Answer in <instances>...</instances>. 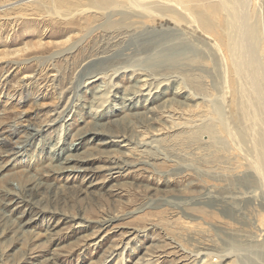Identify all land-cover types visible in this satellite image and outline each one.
Listing matches in <instances>:
<instances>
[{
  "label": "rangeland",
  "instance_id": "374dc122",
  "mask_svg": "<svg viewBox=\"0 0 264 264\" xmlns=\"http://www.w3.org/2000/svg\"><path fill=\"white\" fill-rule=\"evenodd\" d=\"M27 1L12 10L11 0H0V264H121L111 253L127 242L123 264H188L184 250L218 252L231 241L242 247L222 264H264L249 257L251 249L264 255V245L248 246L264 241V188L235 182L256 159L255 141L228 133L224 151L234 160L219 162L182 127L205 112L201 93L189 97L169 79L146 96V77L132 67L113 75L111 100L93 112L103 79L82 74L93 66L88 56L96 55L100 21L82 12L67 20L36 12V1ZM245 8L248 17L238 16L231 42L207 34L216 47L203 45L208 71L188 72L185 80L228 105L237 99L232 83L244 86L264 119V0H246ZM146 39L116 47L113 62L135 64ZM215 61L226 90L220 95L212 86L219 80ZM67 99L73 105L58 115ZM123 128L135 141L156 136V156L125 146ZM220 164L236 168L225 172Z\"/></svg>",
  "mask_w": 264,
  "mask_h": 264
},
{
  "label": "bare ground",
  "instance_id": "6f19581e",
  "mask_svg": "<svg viewBox=\"0 0 264 264\" xmlns=\"http://www.w3.org/2000/svg\"><path fill=\"white\" fill-rule=\"evenodd\" d=\"M35 1L34 8L36 12L41 10L55 11L54 13L66 20L73 18L75 15H80V12H82L83 14L89 13L86 17L91 18L92 22L100 21L96 24V29L100 31L99 44L96 47L97 52L95 50L96 55L92 56L91 54L92 57L88 56L89 61L94 59L93 66L91 68L89 65L85 66L82 74L83 77L86 75H90V77L99 75V77L103 79L102 82L105 87L100 90V93H95V103L90 105V109L93 112H98L96 108H103L104 104L111 100L110 93L112 92L113 85H115L112 83V78L120 69L132 67L134 71H139L146 77L143 83L145 88L140 89V91L144 90V95L146 96H150L151 94L156 95L157 89L164 84H169V79H171V82H174V84L181 85L182 88H188L185 94L189 97L194 95L198 96V93H201L202 97H198L199 100L197 103L206 106L205 112L200 114L197 119L191 122H184L183 125L185 126L178 123L177 125L185 127L187 131L193 135L194 139L201 141L205 147H209L211 153L219 159V162L226 161L232 163L234 160L231 156V152L224 151L228 133L234 132L239 141H248L252 138L255 141L253 152L257 154L256 159L252 162L248 161L244 167V171H241L242 175L235 179V182L245 185L246 187L264 188V119L260 118L258 115L259 108L256 101L253 98L249 99L247 97L244 86H239L235 89L232 83L233 93L237 95V99L231 100L228 105L227 98L220 97L222 96L220 93L224 86L223 80L220 79L219 63L216 61L219 80H213L214 84L212 86L213 89L215 88L218 90L220 96L214 95L216 92L214 94L208 92L204 93L199 88H192L186 81L190 79L189 74H187L188 72L192 73V76H195L198 74L197 71H208V69L205 68L206 55H204L202 50L204 47L203 45L207 43L211 49L212 47L214 49L216 48L215 45L208 40V33H213L218 39L225 37L229 42L233 40L236 33V21L238 16L242 19L248 17V9L245 8L246 0ZM83 1H85L86 7L79 9L78 7L83 5ZM24 2L28 1L11 0V2L8 3L11 5L9 8L12 10L19 9L21 8L19 6H22ZM236 2H241V5ZM55 17L58 18V16ZM144 23H148V25H145L141 32L136 30L140 26L143 27ZM48 35L50 37L59 36L58 33L53 31L48 32ZM141 37L148 38L142 41L141 44H145V47L139 52H145V54L142 53L143 55L135 57V64L116 65V60L114 61L115 63L113 60L118 58L116 54L113 55L112 51H115L116 47L120 46L122 43H127L128 45L134 44ZM121 53L120 51L118 55H121ZM134 55H136V53L131 55L129 53L130 58L134 57ZM120 58L122 57L120 56ZM215 59H217L216 56ZM118 63H120V61ZM174 72L176 74H174ZM224 91H226L225 88ZM194 97L191 98L194 99ZM214 99H219L220 102L217 101L215 103V101L213 102ZM72 105L73 102L67 99L62 105L61 110L58 109L57 114L60 115ZM261 110H263L264 116V108L261 107ZM168 117L171 120H176L174 114H169ZM55 119L57 118L55 117ZM62 131L61 124L60 133H62ZM118 132L120 133V141L123 142L125 146H131L132 143H134L136 147H141V153L151 157L156 156L155 149L158 148V138H156V136H153L149 141H135V138H132L133 140L131 139L133 135L129 129L123 128ZM248 150L250 152V148ZM125 165H127V163ZM220 165V169H223L225 172L232 170L231 173H233V170L236 168L235 166L230 168L222 164ZM217 166L216 164L215 168H217ZM127 244L128 242L126 245ZM126 245L123 247V250L126 248ZM263 245L264 241L255 242L251 240L248 246H258L262 248ZM214 247L216 246L198 245L195 247L194 251L186 250V252L184 250L183 252L186 253L188 264H222L226 259H228V262L235 261L236 259L234 260V258H232L234 257L232 251L235 248L242 247V245H239L236 241H231L221 248H216L219 249L218 252H210V250H208ZM123 250H117L111 253V256L117 255L119 257V262H121V264H123ZM255 251V249H251L250 251V262L259 263L261 259L264 261V255H260V257L258 254L254 253ZM202 257L204 258L203 261ZM146 264L153 263L148 262Z\"/></svg>",
  "mask_w": 264,
  "mask_h": 264
}]
</instances>
